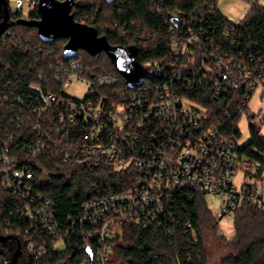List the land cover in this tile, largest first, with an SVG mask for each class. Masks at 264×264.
<instances>
[{
    "label": "built area",
    "instance_id": "2783aa9c",
    "mask_svg": "<svg viewBox=\"0 0 264 264\" xmlns=\"http://www.w3.org/2000/svg\"><path fill=\"white\" fill-rule=\"evenodd\" d=\"M35 1L26 3L34 6ZM24 4L16 0L11 16H17ZM174 16L170 58L162 65L148 62L141 82L125 94L118 89L107 92L119 82L115 72L88 73L76 58L50 66L56 89L41 85L43 73L27 84L36 93L27 98L12 82L0 85V104L10 112L2 118L6 127L0 126L1 184L21 197L17 211L30 222L18 233L41 230L51 234V243L29 240L25 245L28 256H39L63 242L53 200L34 191L32 184V166L37 163L30 158L54 150L71 167L93 162L113 169L136 168L128 188L93 196L82 204L78 222L94 264H110V238L120 224L133 222L147 228L177 222L171 211L176 192L189 200L192 191L216 196L219 219L229 220L244 202L264 208V183L260 185L264 169L261 181L237 189L232 180L235 172L239 168L255 171L260 165L240 156L238 139L228 124L208 122L207 109L186 92L192 74L198 82H207L216 97L228 100L227 119H239L243 113L249 117L253 96L264 100V61L242 49L235 27L224 26L219 37L213 38L204 36L203 28L192 27L193 19L182 18L180 25V12ZM167 68L171 81L153 80ZM73 80L87 84L82 98L67 93ZM11 104L18 106L11 108ZM185 225L189 227L190 221ZM2 262L6 264L8 258Z\"/></svg>",
    "mask_w": 264,
    "mask_h": 264
},
{
    "label": "trees",
    "instance_id": "16d2710c",
    "mask_svg": "<svg viewBox=\"0 0 264 264\" xmlns=\"http://www.w3.org/2000/svg\"><path fill=\"white\" fill-rule=\"evenodd\" d=\"M217 1L74 0L71 12L76 21L94 26L98 35L106 36L110 44L125 47L127 50L135 47L136 59L144 68L166 64L170 58V27L177 23L175 11L181 14L178 20L180 25L182 18L186 22L193 19L189 24L196 30L203 28L204 36L219 37L224 26L235 27L237 35H241L238 41L241 42L242 49L252 53L256 60L264 61V4L253 3L246 15L238 23H233L220 13ZM37 2L38 0L27 16L19 9L17 16L12 17V8L7 0L10 18L0 37V85L12 82L16 84L18 92L27 98L28 94H36L28 89L27 84L39 80V73H43V79L39 80L41 85L56 89L50 66L69 58L80 60L91 74L115 72L119 76V82L113 90H107L108 93L118 89L125 94L136 84L126 83L105 51L92 55L78 48L74 54L65 57L63 48L67 38L43 40L36 27L18 24L16 20L20 17L39 18ZM2 18L3 5L0 2V21ZM189 77L192 85L186 92L207 109L208 122H225L230 133L236 139L240 138L238 118L225 117L228 100L222 96L216 97L207 82H198L192 74ZM172 78L167 68L153 80L171 81ZM182 81L185 83V80ZM14 106L18 105L11 104V108ZM9 113L0 104L2 128L6 127V121L2 118ZM251 117L253 115L249 116ZM249 132L250 141L238 146V151L249 162L260 165L254 172L245 170V175L254 178V181H261L264 169V133L260 126L252 123L249 124ZM3 137L5 135L2 134ZM55 153L54 150L30 159L37 163L32 166L34 191H39L54 202L58 230L63 236L61 248L49 246L45 253L36 257L26 254L25 245L29 240H45L51 243V234L31 229L28 234L18 233V230L28 227L30 222L17 211V204L22 202L21 197L5 189L0 180V233L19 238L21 252L16 264H85L88 260L86 241L78 222L83 202L93 196L128 188L136 175L134 166L113 169L104 164L89 162L83 166L71 167L64 164ZM2 168L0 164V172ZM243 185L249 184L244 182ZM192 193V200L183 193L176 192L173 195L171 211L177 222H168V227L163 225L143 228L133 222L117 226L110 238L109 263L210 264L206 238L218 232L220 217L208 208L203 193ZM187 220L191 223L189 227L185 225ZM233 229L234 233L230 237L218 234L226 252L217 264H264V208H258L249 202L242 203L233 212ZM15 245L10 237L0 240V264H4L3 257H7L6 264H10Z\"/></svg>",
    "mask_w": 264,
    "mask_h": 264
},
{
    "label": "water",
    "instance_id": "95a60500",
    "mask_svg": "<svg viewBox=\"0 0 264 264\" xmlns=\"http://www.w3.org/2000/svg\"><path fill=\"white\" fill-rule=\"evenodd\" d=\"M0 2L3 5V18L0 21L1 37L2 32L7 27L10 11L7 0H0ZM73 2L74 0H38L36 7L39 18L20 17L16 22L36 27L39 37L43 40L67 38L63 48L65 57L74 54L78 48H82L92 55L105 51L128 85L141 82L145 69L136 59L137 49L130 47L127 50L125 47L112 45L106 36L98 35L94 26L76 21L71 12ZM9 237L16 239L17 242L10 260V264H16L21 252V242L15 236L6 235H0V240H6ZM85 250L88 256L85 264H94L92 251L88 246L85 247Z\"/></svg>",
    "mask_w": 264,
    "mask_h": 264
},
{
    "label": "rangeland",
    "instance_id": "374dc122",
    "mask_svg": "<svg viewBox=\"0 0 264 264\" xmlns=\"http://www.w3.org/2000/svg\"><path fill=\"white\" fill-rule=\"evenodd\" d=\"M24 6L21 8L25 16L33 10V6H28L26 0ZM253 3H258L260 5L264 4V0H218L217 7L220 13L228 18L233 23H238L247 13L248 9ZM11 8H15L16 0H9ZM87 84L82 81L73 80L70 85L66 88L67 93L70 95L82 98L87 90ZM249 109L252 112L253 117L249 118L246 113H243L238 119V128L241 132L240 138H238V145L243 146L247 144L251 139V134L249 132V124L260 126L261 131L264 133V100H260L257 95L253 96L250 100ZM245 170L239 168L232 177L234 186L240 189L244 182H254V178H250L245 175ZM249 171L254 172L251 168ZM264 178L262 179L260 185H263ZM205 201L209 209L212 212H218L219 199L212 194H204ZM233 214L228 220L226 217L219 220L218 232L216 234H210L206 238V245L208 248L209 261L210 264H217L220 259L225 254V249L220 243L218 234H223L225 237H230L233 235ZM0 235H5L0 233ZM14 236V235H12ZM18 240L19 238L15 236ZM12 243L17 244L16 239L10 237ZM61 244H57V248H61ZM16 245L14 247V250ZM13 250V252H14ZM8 263V262H7ZM21 263V262H20Z\"/></svg>",
    "mask_w": 264,
    "mask_h": 264
},
{
    "label": "crops",
    "instance_id": "0c3cea01",
    "mask_svg": "<svg viewBox=\"0 0 264 264\" xmlns=\"http://www.w3.org/2000/svg\"><path fill=\"white\" fill-rule=\"evenodd\" d=\"M263 183H264V182H263ZM263 187H264V186H263ZM262 196H263V198H264V189H263V195H262Z\"/></svg>",
    "mask_w": 264,
    "mask_h": 264
}]
</instances>
